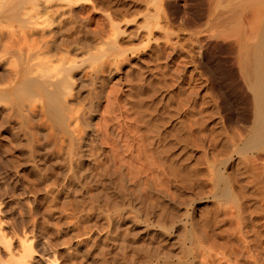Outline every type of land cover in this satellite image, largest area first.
<instances>
[{
	"label": "bare ground",
	"instance_id": "obj_1",
	"mask_svg": "<svg viewBox=\"0 0 264 264\" xmlns=\"http://www.w3.org/2000/svg\"><path fill=\"white\" fill-rule=\"evenodd\" d=\"M87 1L89 0H0V141L11 154L20 147L23 149L22 157L24 156L27 162L24 163L22 157L16 156L30 166L31 176L28 173L25 175H29L28 183L34 192H41L42 189L49 192L52 189L51 185L56 184L54 181L62 180V190L59 193L75 197V203L72 202L74 207L71 208L72 215L83 225L91 228H87L88 232L77 235L76 241L70 242L69 249L73 248L77 254L80 253L87 258L90 250L84 247L86 241L83 243V240H87L88 235L92 233L91 218L94 217L102 222L107 230V237L110 229V235L117 237L119 256L125 260L126 240L122 235H125L124 230L131 229L128 225H138L141 218L150 227H152L150 223L155 222L160 230L156 236L163 243L167 241L170 229L172 231L181 222L179 215L182 214H178L175 207L172 205L170 207L165 202L173 195H169L171 190H168V184L167 189L163 186L164 174L169 177L173 186L178 187L180 193L188 188L204 193L207 188L201 160L197 158V162H190L192 153L189 148L192 145L197 146L196 135L199 130H196V126L200 123L188 125V121L180 119L178 127L170 130L174 126V116L165 110L169 108V106L166 108V103L173 99L169 91L185 81L184 77L189 67L192 68L190 81L185 84L191 96L195 93V98L200 96L203 100L199 109L200 117L212 120L218 113L217 108L211 109L206 99L208 86L198 78L199 72L197 73L196 67L199 56L196 48L201 49L203 43L201 42L203 38L200 39L198 36L209 31L196 30L197 43L189 38L183 39L185 44L173 43L174 34L180 38L179 34L183 33L187 26L182 24L174 26L165 11L161 12L160 9L158 13L145 19L146 34L142 37L140 24L131 26V29L126 28L129 26L128 23L130 24L128 17L133 16L129 5L119 4L120 0H100L105 2L106 6L108 4L111 21L109 29L107 27L105 31H101L102 33L96 34L88 29L74 10ZM206 1L207 4L196 11L198 14L194 19L197 17L200 21L217 19L215 23L217 25L221 23L220 25H224L225 28L231 25L232 17L244 23L242 28L245 37L242 39L241 36L235 39L226 37L218 42L226 52L225 57L232 67L227 70L228 72L222 68L217 69L214 77L217 75L221 81L234 78L237 83L239 80L238 91L243 94L246 102L244 107L246 113L242 114L240 121L249 124L246 135L232 132L231 137L228 136L230 141L227 138V144L224 137L228 132L226 131V134L223 128V132L211 131L207 135L211 138L209 142L214 159L211 165L213 172L210 171L212 175L210 178L207 177L210 180L212 177L210 192L212 191L216 198L235 201L239 214L244 218L243 215L249 216L251 229L248 233L253 234L255 237L253 239H256L254 242L262 248L261 251L263 250V253L260 250L257 253L264 256V219L260 221L264 218V6L253 3L239 6L241 10L235 11L234 8L232 11L237 14L232 12L233 15H227L225 12L227 10H223L225 7L217 17L214 16L212 1ZM162 20L165 21V26H162ZM208 21L204 27H208ZM172 28H177V32L172 33V30L170 31ZM195 28L201 29L197 25ZM158 30L164 32L162 37L157 39V43L163 40V46L157 44L152 49L151 42ZM247 32L251 35L248 36ZM248 37L245 43L244 38ZM194 43L196 48L192 45ZM243 43L246 44L245 50L242 49L244 53L240 52ZM123 45L125 47H122ZM145 49H148L147 58L149 62L151 59L153 64L143 69L133 68L132 63L124 67L130 61L131 54L139 55ZM179 56H182V60H179ZM181 64H184V70L179 69ZM171 65L177 66V71L172 73ZM122 67L129 68L127 74H135L134 79L130 78L132 84L130 94L131 98H134L130 103L136 112L135 130H125L121 126L115 128L109 123L106 125L108 126L106 131L97 129L92 120L98 113L100 101L105 96L107 79L110 80ZM81 69L82 72L78 73L77 71ZM82 73H85V76ZM147 74L156 75L154 81L148 80ZM81 89H86L85 96ZM204 91L206 95H202ZM158 94L161 98L152 104L156 103L158 106L160 101L159 104L163 106L160 108L162 107L163 111L156 109L155 104L154 107L152 104V106L145 104L143 98V95H147V98L152 99ZM189 104L178 102L176 111L174 109L176 115L182 110L185 112L189 110ZM219 123L216 121L214 127ZM142 129L146 130V136L144 132L141 133ZM221 133H224V137ZM42 137L46 141L43 145L40 143ZM201 137L203 140L204 137ZM135 143L140 149L133 151L131 146ZM17 157L14 158L15 161ZM125 160H131L132 165L129 164L128 167ZM49 165L58 169L56 178L51 179L46 174L45 170ZM155 175L160 181L155 179L156 186H152L150 177ZM142 184L147 187L144 188ZM141 205L145 206V210L139 208L144 212L143 217L140 215L142 213L138 211L139 214L136 210V207ZM136 212L139 215H136ZM185 215L188 217V213ZM235 217L238 219V215ZM198 220L201 230L191 223L189 235L185 238L183 230L184 241L182 235V246L178 244L181 254L184 255L185 264H231L233 260L219 257L226 253L221 252L223 255L219 253L220 251L217 253V248L214 246L215 252L211 246L216 242V238H219L215 228L220 226L219 221H222L217 215L207 218L200 216ZM243 220L241 222L246 224V220L244 222ZM4 227L0 210V254L2 252L7 254L5 262H1L0 256V264H32L36 248L31 238L28 235L19 237L17 240L19 249L14 251L13 243ZM150 227L147 226L149 229ZM244 235L246 236V233ZM96 238L97 236L91 238V247L96 245L95 258L98 259H91V264H104L107 262L105 248L102 245L97 246ZM151 238L150 240H153ZM158 239L157 241H160ZM216 244L219 247L218 242ZM256 246L254 245L255 248ZM251 249L254 248L250 247V251ZM141 251L144 252L140 249L139 252ZM165 254L162 255L164 257L169 255ZM157 256L156 259L159 258ZM39 259L42 262H50L44 256H40ZM235 259L237 262V258ZM66 261L74 264L77 259L69 252ZM261 261L264 262V257L256 262ZM239 262L241 261L237 264ZM82 263L84 264L83 261ZM168 263L167 260L166 263L164 261V264Z\"/></svg>",
	"mask_w": 264,
	"mask_h": 264
},
{
	"label": "rangeland",
	"instance_id": "obj_2",
	"mask_svg": "<svg viewBox=\"0 0 264 264\" xmlns=\"http://www.w3.org/2000/svg\"><path fill=\"white\" fill-rule=\"evenodd\" d=\"M211 1H212L211 3L214 5L213 6L214 16H217V17L219 16L218 14L222 12V9L225 7L226 8L223 10H227L225 11L226 14L228 13L227 15L229 14L233 15L234 13L237 14V12L235 11H237L239 8H241L243 5H246V4L253 3V4H261L264 6L263 4L264 0H211ZM100 2H101L100 0H89L87 2H84L81 5L82 7L79 6V8H76V9L74 8L76 13H78L77 16L79 15L80 20L81 21L83 20V22L86 23L88 29H90V31L96 32V34L102 33L103 30L105 31V29H107V27L109 29V24L111 21L110 20L111 14H109L108 12V4L106 6L105 2H101V4ZM206 2H207L206 0H120V3H119L124 6L129 5L132 11L131 13L133 14V16L128 17V21H130V24L128 23L129 26H127L126 28L131 29L133 26L135 27L136 24L138 25L140 24V26H142V30L140 32L142 34V37L146 34V30L144 29L145 19L149 15L150 16L155 15L156 12L158 13V10L160 11V9H161V12L163 10L165 11V13L169 16L173 24H175L174 26L176 27L181 26V24L182 26L183 25L187 26L186 28H184L183 33L181 32L180 33L181 35L179 34L180 38L177 37L176 34H174L172 38L173 43H179L178 45L185 44L183 40L184 38L185 39L189 38V39H192L193 41L195 40V43H197L196 42L197 41L196 32L198 31V29L209 31V32L205 31L207 33H205V35L202 34L203 37L202 35L198 36L200 37V39L203 38L201 40V42H203L201 49L196 48L195 43L192 45H195V47L194 46L193 47L196 48L197 55L200 56V58L198 56V60H196L197 62L196 67L198 69L197 73L199 72L198 78H201L203 82L207 83L208 95L206 99L209 102L211 109H215V110L218 109L217 110L218 113L216 114L217 116L215 115V117L212 120H206L200 117L199 109L201 108V103L203 100L202 98H200V96H197L195 98V93L193 96H191L190 93L188 92V86L186 85L190 81V76H191L192 68H189V67L187 69L188 72H186V75L184 77L185 81L174 86V88L171 89L172 91H169L173 99L168 101V103H166L167 105L165 104L166 108L169 106V108H167L165 111H167V113L170 112L174 116V123H173L174 126L171 127L170 130L178 127V124H179L178 120L180 119H183L184 121H188L187 122L188 125H190L191 123L193 124L194 122L200 123L198 124L199 126H196L197 128L196 130H199L198 132L200 133L199 135V133L197 132V135H196L197 136V146L192 145L191 148H189V151L191 150L190 152L192 153V159L190 160V162H197L200 159L202 168L205 171L204 176L205 175L206 176L204 178L206 179V182L208 185H206L207 188L204 190V193L202 192L200 193L199 191L195 189L192 190L189 188L186 190H183L182 193H180L181 191H179L178 187H176V185L173 186V184L169 181V177L168 176L166 177L165 174L163 173L164 177L162 176L163 177L162 180H164V183L163 182L161 183H163V186H166V189L168 188V185H169L168 190L169 189L171 190L169 192L170 193L169 195L170 196L173 195L171 196L170 199L166 197L169 200L166 199L165 202H167V204L170 207L171 205L172 207H175L176 211H178V214L180 213L182 214V215H179L181 216L180 217L181 222L179 223V225L174 227L172 231L170 229V233H169L170 235L168 234L167 241H164L165 243L167 242L168 243L164 245L163 244L164 242L161 243L162 241L157 238L156 235L157 233L158 234L160 233L159 232L160 230L155 222L150 223V225L152 224L151 225L152 227H150L149 225H147L145 221H143L144 219L141 218L142 222L139 220L140 222H138V225H128L129 229L130 228L131 229L128 231L124 230L125 235H122V236L126 240V248H125L126 255H125V260L121 259L119 256V248H118L119 244H118L117 237H115L114 235H110L111 229L108 230L109 233L107 237V230L102 225V222L99 219H96L93 217L91 218L92 231L89 230L92 233L88 235L89 238L87 240H83V243L84 241H86L84 243V247H88V249L90 250L89 255L87 256V258H85L83 257L82 254L80 253L77 254V252L73 248L69 249L70 242L73 240L76 241L75 237L77 235L83 234L86 231L88 232V229L91 228V227H88L87 225H83L81 222H79L76 219L75 216L72 215L73 211L71 210V208L73 207V204L75 203V197L73 195H68L67 197L65 195H62V193H59V191L62 190V180H59L58 182L54 181L53 183H56V184L51 185L52 189L49 192H46L43 189L41 190V192L39 191L34 192V190L30 188V185L28 183L30 178H28L29 179L28 180L27 177L29 176L28 174H30L31 169H30V166L27 165L28 163L24 164L27 161L24 159V156L22 157L23 149H21L20 147L21 149L20 150L18 149L19 147L17 146L18 150H15L12 153L13 155L15 154V156L19 155V158L22 157V160L24 159L23 161L24 163H23L22 160H19V158L16 156L17 157L16 161L17 160L20 161V164H19V161L16 163L14 159L16 157L15 156L13 157V155L9 153V151L6 150L7 149L6 146H3L2 142L0 141V206H1L0 210L2 213V221L4 222L5 232L13 243L12 246H13L14 251L19 249V245L17 243V240L19 237H24L25 235H28L31 238L36 248L35 257L32 261V264H50V263L69 264L66 261V257L69 252L72 254V257H74V259H77V262H75L74 264H80L82 263V261L84 262V264H91V259L93 258L98 259V258H95L97 257L96 245L95 247H91L92 245L91 238L96 237V236L97 238L95 240V243L97 244V246L102 245L105 248V255H106L105 259L107 262L104 264H156V263L162 264V262L164 264V261L166 263V260L167 262H169L168 264H172V263L173 264H180V263L185 264V261L183 260L185 258H184V255L181 254L182 251L180 252L181 248L179 246L181 245L182 235L184 234L185 238H186V235H189L188 230H190L189 228H191L192 224H195V226H197L195 228H197L198 230H201V228L199 229L200 226L198 224L199 223L198 219L200 218V216H202L203 218H207L209 216H214V215L215 216L217 215V218L220 219L222 222L219 221L218 225L220 226L218 227L216 226L217 228H215L216 233L218 232L217 234L219 235V238L217 239L215 237L216 242H213L214 240H212L214 245H211V246L215 252H216L215 249L217 248V253L218 251H220L219 253L222 255L226 253L224 256L219 255L220 258L223 257L231 261L232 260L235 261L236 260L235 258H237L238 261H241L238 264H241L242 261H243V264L244 263L245 264H264L263 261H261L260 263L256 262L258 260H261L264 256L262 254L263 250L261 251L262 248H259V246L256 244L257 242H254L256 239H253L255 238L253 234L248 233L249 232L248 230L251 229V225H250L251 222H248L250 221V219L248 218L249 216L247 214H246L247 216L243 215L245 216V218H247L246 220L244 217H242L239 214L240 213L239 208L237 207V203L235 201L230 200L228 198L227 199L225 198L223 199L221 197L216 198L217 196L215 197V194L212 191H211L212 193L210 192V190H212L211 189L212 177H211V180L208 179L207 177L210 178V176L212 175L211 173L213 172V169L211 165L213 164L214 159L212 158L213 151H212V148L210 147V142H209L211 138H209L210 136H207V135H209L211 131L212 132L213 131L215 132H220V131L226 132L227 131L228 135H225L226 137H224L223 135L224 133H221L222 137L225 138L224 141H226V144H227V141L229 140L228 136L231 137L232 132H237L240 135L242 133L243 135L245 133L247 134L246 130L248 129L247 126H249V124H246L240 121L242 118V114L246 113L245 112L246 109L244 108L246 107V102L243 99L244 98V96H242L243 94H240L238 91L240 87L239 80L237 83V80L234 78L230 80L221 81V79L217 77V75H215L214 77V74L218 72L217 69L221 70L222 68V70L224 69L226 72H228L229 68L232 67L231 63H228L226 59L227 57L226 52L222 49V45L219 44L220 45L219 47L218 42L220 40L225 39L226 37H230L232 39L233 38L235 39L237 36L238 37L241 36V39L245 37L244 35L245 33L242 28L244 23H242L240 19L236 21V19H233L232 17L231 25L229 24V26L225 28L223 27L224 25H220L221 23H218L220 26L216 24L217 23L216 21H218L217 19L216 21L215 19H212L210 21L208 20L200 21L198 20V17L197 19H194L196 18L195 15L198 14L197 12L199 11V9L201 10L203 8L201 6L204 5ZM218 2L221 4L218 5L219 4ZM217 7H218V10H217ZM232 10H235V11H232ZM232 12L233 14H231ZM207 21L209 23L208 24L209 28L204 27V24H206ZM211 22L213 23L216 22V23L215 25L214 24L211 25L212 24ZM161 23H162V26H165L166 24L165 21L163 22V20ZM199 24H202V25L200 26ZM196 25L197 27H201V29L195 28ZM202 26H203V29H202ZM222 29H224L225 31H222ZM170 31L172 33H176L177 28H172L170 29ZM247 33H248L247 34L248 36L251 35L250 32H247ZM252 33H254V31ZM163 34L164 32L160 30L154 33L153 41L151 42L152 49L155 48L157 44H159L160 47L163 46V40H160L159 43H157V39L161 38ZM247 39H249V37L244 38L245 43ZM215 40H218V41L216 42ZM180 41L181 42L183 41V42L181 43ZM215 46H217L218 48ZM242 46L243 47L240 48V52L245 50L246 44L243 43ZM122 47H125V46L123 45ZM147 53H149L148 49L141 51L139 55L131 54L130 61L128 62V64H125L124 67H127L129 63H132L131 65H134L133 68L143 69V68H146L148 65L153 64V62H151V59L149 62L147 58ZM179 54L181 55V53ZM179 60H182V56H179ZM124 67H122V69L119 72H115L112 75V78L110 80L107 79V82L105 85V93H104L105 96L102 99V101H100V107L98 109V113H96V115L93 117V120H92L94 123L93 124L94 127H96L97 129L101 128L106 131L108 129V126L106 125L109 123L110 125H113L115 128L121 126L125 130L127 129L135 130L136 112L132 108V105L130 103L134 99V98H131L132 95L130 94V88L132 85L131 80L133 77L135 78V74H129V73L127 74L126 72L129 68H124ZM171 67H172L171 68L172 73L173 71L175 70L177 71L178 69L177 66H174V65H171ZM179 69L184 70V64H181ZM82 70L83 69L78 70L77 72L81 73ZM130 70L129 72H131ZM82 75L85 76V73L84 74L82 73ZM129 75H132V76L130 77ZM147 75H148V78H147L148 80L154 81L156 75H151V74H147ZM78 85H79V82H77V86ZM85 91L86 89H81V93L84 96L86 94ZM204 94H205V91L202 93V95ZM143 98L145 99L144 100L145 104L149 106L153 105L154 107L156 103H154L155 105L152 103L155 101L157 102V99L158 98L160 99L161 97L158 94L155 98H152V99L147 98V95L146 96L143 95ZM159 102L160 101H158V106L156 105L155 108L158 109L159 111H163L162 110L163 106L160 105ZM178 102L179 103L184 102L187 104L190 103L189 104L190 108H188L189 110H186L188 114L182 110L179 115H176L175 111H176V107L178 106L177 105ZM160 106L162 107L160 108ZM216 121L217 122L219 121L220 123L216 127H214V125L216 124ZM222 128H223V131H222ZM145 131H146L145 129L144 130L142 129L141 133L142 134L143 132L144 134L147 133ZM146 135L147 134H145V136ZM201 136L204 137L203 140L205 141L202 140ZM39 140H41V138H39ZM43 140L44 138L42 137V140L40 142L41 145H43V143L46 142L45 140L44 141ZM236 143H239V142H236ZM131 149L134 151L140 148H139V145L135 143L131 146ZM19 150L21 151V153H19L20 152ZM197 158L198 160H196ZM13 159L15 162L13 161ZM125 161L127 162L128 167H129V164L132 165L131 160H125ZM48 167H47L48 169L45 170L47 172L46 174L48 175V177H50L51 179L56 178L55 176L57 174L58 169L50 165ZM54 169L56 172L54 171ZM53 172H55V174ZM25 173H28V174L25 175ZM150 179H151V182L153 183L151 185L156 186L155 182L157 180V176L156 175L151 176ZM145 187L147 186L145 185ZM136 188L139 189V186H137ZM225 201L228 203H226ZM144 205H141L140 207L139 206L136 207L137 212L139 211L140 213H142L140 214L138 212L141 216L144 213L142 210H145ZM139 208H141L142 210ZM137 212H136V215H139ZM186 213H188V217L185 215ZM236 214L238 215L237 218L239 220L236 219L235 217L237 216ZM243 219H245L246 221ZM263 219L264 218H261L260 221H262ZM241 220H243V222L245 221L246 224H243ZM146 225L150 227V229L147 228ZM242 227L245 229H243ZM143 228H147L148 231L147 229L143 230ZM183 230H185V233H183ZM238 233H240L241 236ZM245 233H246V236L244 235ZM184 235L182 237L183 241H184ZM148 236H150V238L153 237L151 238L153 240H150ZM157 239L160 241H157ZM178 239H179V242H178ZM158 242L160 243L161 246L159 245ZM217 242H218L219 247L216 246ZM253 243H255L254 244L255 246L257 245L256 248L254 247ZM210 244L212 243L210 242ZM247 245L254 249H251L250 251V247L246 248ZM245 248L247 250H245ZM140 249L143 250L144 252L143 253L142 251L139 252ZM259 250L262 253H257ZM221 252H224V253H221ZM165 253L167 255L168 254L171 255L172 257L169 255L164 257L163 255ZM229 255H232V256L230 257ZM249 255H250V258H248ZM0 256L2 260L1 262H5L6 261L5 259L7 258L6 257L7 254H5V252H2ZM40 256H44L45 258L49 259L50 262L40 261L39 259ZM156 256L161 259L160 260L159 258L156 259ZM241 256L242 257L244 256L245 258L244 257L242 258ZM233 261L231 262V264L232 263L237 264L238 262V261L237 262L236 261L233 262Z\"/></svg>",
	"mask_w": 264,
	"mask_h": 264
}]
</instances>
